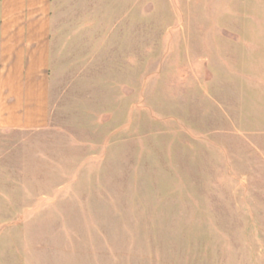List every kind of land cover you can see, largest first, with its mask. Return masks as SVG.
<instances>
[{"label":"rangeland","instance_id":"rangeland-1","mask_svg":"<svg viewBox=\"0 0 264 264\" xmlns=\"http://www.w3.org/2000/svg\"><path fill=\"white\" fill-rule=\"evenodd\" d=\"M48 74L0 264H264V0H51Z\"/></svg>","mask_w":264,"mask_h":264},{"label":"crops","instance_id":"crops-1","mask_svg":"<svg viewBox=\"0 0 264 264\" xmlns=\"http://www.w3.org/2000/svg\"><path fill=\"white\" fill-rule=\"evenodd\" d=\"M51 0H0V131L48 124Z\"/></svg>","mask_w":264,"mask_h":264}]
</instances>
